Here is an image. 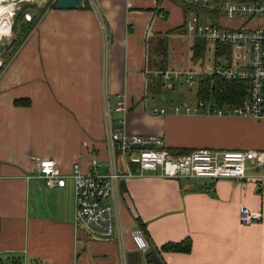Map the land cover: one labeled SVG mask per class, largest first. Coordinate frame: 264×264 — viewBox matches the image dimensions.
Wrapping results in <instances>:
<instances>
[{"label":"crops","instance_id":"0c3cea01","mask_svg":"<svg viewBox=\"0 0 264 264\" xmlns=\"http://www.w3.org/2000/svg\"><path fill=\"white\" fill-rule=\"evenodd\" d=\"M16 2L3 3L10 15L17 14ZM57 2L21 0L30 31L0 57V264H124L118 240L93 239L75 228L73 168L88 172L99 160L103 171L111 169L109 129L157 137L174 155L201 148L264 151V121L156 104L182 84L152 72L193 68L191 48L199 38L188 35L185 22L196 9L178 0H84L73 10L57 9ZM121 97L127 112L116 110ZM45 159L59 163L65 187L51 189L38 178ZM114 165L121 175L139 170L119 151ZM261 174L248 170L247 180L216 182L153 173L120 178L121 218L151 245L146 254L127 251L125 264H147L155 248L187 238L190 254L161 252V261L264 264ZM241 205L262 219L241 226Z\"/></svg>","mask_w":264,"mask_h":264},{"label":"built area","instance_id":"2783aa9c","mask_svg":"<svg viewBox=\"0 0 264 264\" xmlns=\"http://www.w3.org/2000/svg\"><path fill=\"white\" fill-rule=\"evenodd\" d=\"M194 10L185 22L189 36L203 39L207 45V59L214 60V51L218 45L234 48L232 65L215 67L211 64L206 71L175 70L154 71L152 75L163 78L168 83L185 84L194 87L203 76H215L227 82H245L248 95L239 105L220 107L212 102L199 100L198 106L177 107V113L203 114L213 117H240L264 121V0H178ZM18 3V2H17ZM16 3V4H17ZM213 13H217L216 22ZM13 11V16L15 15ZM164 17V14L161 15ZM204 17L209 22H204ZM232 22H238L230 25ZM117 111L127 112L126 101L120 98ZM158 110H153L157 114ZM163 113V112H162ZM106 116L111 124L108 102ZM107 145L112 154V165L108 172L103 171L99 160L90 163L88 172L75 165L72 179L75 189V228L82 230L90 238L97 240L119 241L125 264L127 251L146 254L151 245L140 229L127 225L121 218L118 183L120 178H139L146 173L158 174L165 179L209 180L221 179L247 180L248 170L262 171L258 181L264 184V151H219L201 148L185 155H174L165 146L163 140L149 136H131L123 131L109 129ZM134 146H151V149L136 150ZM119 151L131 163L138 164V173L130 169L126 175L119 174L114 165L115 153ZM38 178L48 188H63L66 177L59 163L54 159L41 160L38 164ZM260 212L249 211L240 206L241 226H247L262 219Z\"/></svg>","mask_w":264,"mask_h":264},{"label":"trees","instance_id":"16d2710c","mask_svg":"<svg viewBox=\"0 0 264 264\" xmlns=\"http://www.w3.org/2000/svg\"><path fill=\"white\" fill-rule=\"evenodd\" d=\"M217 17L218 14L213 13V19H215L214 20L215 22ZM205 45H207V43L201 38L199 39L196 38L195 41L193 42L191 48V63H193V65L198 66V64L201 62L202 56L205 54L204 53L206 49ZM229 48L231 49L233 47L230 46ZM215 57H216L215 67H217L220 65V59L222 56L216 52ZM228 66H230L229 63ZM247 95H248V85L245 82H227L215 76L201 77L197 88V96L199 100L212 102L213 104H216L220 107H223L225 105L239 106L245 101ZM188 153H189L188 151H185V152H176L175 154L185 155ZM144 236L146 237L145 234ZM154 251L157 255L151 253L147 258V264H164L159 256V254L161 255V252L190 254L192 251V241L191 239L187 238L179 243L166 244L160 250H156L155 248Z\"/></svg>","mask_w":264,"mask_h":264},{"label":"rangeland","instance_id":"374dc122","mask_svg":"<svg viewBox=\"0 0 264 264\" xmlns=\"http://www.w3.org/2000/svg\"><path fill=\"white\" fill-rule=\"evenodd\" d=\"M16 1L19 4L16 7L17 8L16 9L17 14H15L13 16V18H11V22H12V30L10 32L11 34L8 36H5V37H7V39L12 41V43L14 42L15 47L18 48L24 42L26 37L28 36L30 28L27 27V25H26L27 21L22 16L23 12L26 10L25 6H21L24 3H20L21 0H16ZM212 3L216 4V5H212L214 7H218L217 5H220V2L216 1V0H212ZM204 22L205 23L209 22L206 17H204ZM205 48H206L204 51L205 54L202 56L201 62L198 64V66L197 65L195 66V65H193V63H190L193 67L191 69L196 68V69H200V71L201 70L206 71L207 68L211 64L216 63V61H214V60H210L209 58L207 59V55L211 51L208 50V45H205ZM216 52L222 56V58H221V59H223L221 62L222 66H226V63L227 64L229 63V65H232V63H231L232 51L227 45H218L216 47V50L213 52L214 58H216L215 57ZM3 54L4 53H2L1 56H3ZM7 60H8V58H7ZM190 62H191V60H190ZM166 95L167 96H166L165 100L162 99L160 101V98H157L156 104L166 105V104L174 103V105H176V106L177 105H182V106L188 105V106H191L192 108H194V107H197L198 103H199V98L197 96V85L194 87H189L188 85H176V89L168 92ZM152 97H155V96H152ZM83 172L86 173L85 171H83Z\"/></svg>","mask_w":264,"mask_h":264},{"label":"water","instance_id":"95a60500","mask_svg":"<svg viewBox=\"0 0 264 264\" xmlns=\"http://www.w3.org/2000/svg\"><path fill=\"white\" fill-rule=\"evenodd\" d=\"M57 9H81L84 7V0H58L56 6ZM12 41L7 39V37H4L0 40V56L2 53L6 52L9 47L11 46ZM136 150H142V149H151V146H134L133 147Z\"/></svg>","mask_w":264,"mask_h":264},{"label":"bare ground","instance_id":"6f19581e","mask_svg":"<svg viewBox=\"0 0 264 264\" xmlns=\"http://www.w3.org/2000/svg\"><path fill=\"white\" fill-rule=\"evenodd\" d=\"M10 0H0V40L10 35L12 30L11 15L9 13V7L3 6V3H7ZM13 3V2H12ZM8 5V4H7ZM13 8V4H10ZM10 12H12L10 10ZM9 13V14H8Z\"/></svg>","mask_w":264,"mask_h":264}]
</instances>
